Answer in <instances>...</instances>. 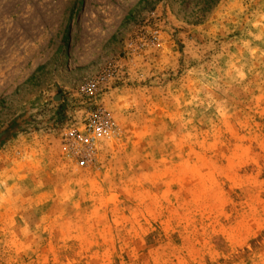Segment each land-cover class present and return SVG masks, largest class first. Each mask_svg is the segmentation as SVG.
<instances>
[{"label": "rangeland", "instance_id": "374dc122", "mask_svg": "<svg viewBox=\"0 0 264 264\" xmlns=\"http://www.w3.org/2000/svg\"><path fill=\"white\" fill-rule=\"evenodd\" d=\"M0 264H264V0H0Z\"/></svg>", "mask_w": 264, "mask_h": 264}, {"label": "built area", "instance_id": "2783aa9c", "mask_svg": "<svg viewBox=\"0 0 264 264\" xmlns=\"http://www.w3.org/2000/svg\"><path fill=\"white\" fill-rule=\"evenodd\" d=\"M110 129L111 128H110V125L108 124V122H103L101 124H95L93 126V128H92V125L89 124L88 130L85 133V135L87 136V138H85V143L88 146L94 145V143L97 141L96 139L102 135L109 134ZM87 133H88V135H87Z\"/></svg>", "mask_w": 264, "mask_h": 264}]
</instances>
